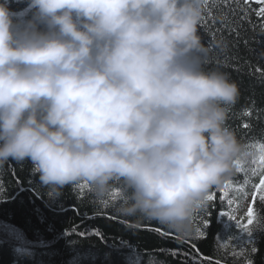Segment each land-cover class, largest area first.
I'll list each match as a JSON object with an SVG mask.
<instances>
[{
	"label": "clouds",
	"instance_id": "9594fccd",
	"mask_svg": "<svg viewBox=\"0 0 264 264\" xmlns=\"http://www.w3.org/2000/svg\"><path fill=\"white\" fill-rule=\"evenodd\" d=\"M0 0V169L29 163L59 197L87 183L115 213L197 233L207 197L247 147L231 130L240 99L209 69L203 0ZM253 231H264V208Z\"/></svg>",
	"mask_w": 264,
	"mask_h": 264
},
{
	"label": "trees",
	"instance_id": "16d2710c",
	"mask_svg": "<svg viewBox=\"0 0 264 264\" xmlns=\"http://www.w3.org/2000/svg\"><path fill=\"white\" fill-rule=\"evenodd\" d=\"M11 7L23 16L26 0H13ZM226 11L214 10L215 24H205L202 18L199 25L209 47L205 67L226 72L238 83L240 99L227 125L256 156L248 146L264 141V75L257 72L264 70V31L254 27L259 23L255 15L248 23L241 22L239 14L235 18L229 14L222 23ZM245 110L252 115L243 116ZM244 122L250 124L248 129L240 127ZM30 168L29 163L13 161L0 169V264H264V231L249 236L236 222H246L242 205L248 195L253 197L256 215L264 208L255 193L258 176H248L245 183L244 174L236 170L225 182H232L229 197L219 198L225 183L214 188L210 193H217V198L208 201L193 221L200 231L180 239L155 221L132 223L118 216L114 205L120 197L119 184L103 202L91 198L85 182L51 198ZM229 199L242 204L238 219L220 214L230 211L234 216ZM203 220L208 221L207 228Z\"/></svg>",
	"mask_w": 264,
	"mask_h": 264
},
{
	"label": "snow or ice",
	"instance_id": "6c2138e0",
	"mask_svg": "<svg viewBox=\"0 0 264 264\" xmlns=\"http://www.w3.org/2000/svg\"><path fill=\"white\" fill-rule=\"evenodd\" d=\"M203 8L205 12L203 21L205 24H208L209 21L212 24H215L216 16L212 14L214 10L223 11L226 8L227 11L224 13L223 20L221 21L222 23L227 20L229 14L234 18L237 16V14H239V20L241 22L248 23H251L250 17L252 15H255L259 23L257 25H254V27H259L262 31H264V0H203ZM232 31H235V29H232ZM236 34L237 36L239 35L238 32ZM257 72H260L261 75H264V70L260 68H257ZM242 115L245 117H250L252 115V111L245 110ZM240 127L242 129H248L250 127V124L248 122H244L242 125H240ZM248 147L254 149L258 153V155L254 156L252 151H247L242 159L236 161V169L238 172L244 174L246 178L245 183H247L248 176L259 177L258 184L255 186V193L258 195L260 201H264V141L257 140L251 142ZM231 187V181L224 184L222 195H220L219 197L221 201H224L229 197V190ZM240 187H243V185H241ZM84 190V186L81 185L80 191L83 192ZM216 198L217 193L212 192L208 195L207 200L214 201ZM253 202H255V197ZM228 203L229 205H231V199L228 200ZM220 214L227 215L230 219L233 220L236 219L230 211L221 212ZM194 219H196V217H194ZM236 222L238 228L242 232L247 233L249 236H251L253 232L252 226L256 222V213L254 211V208H248L246 222ZM202 225L204 228H207L208 221L203 220ZM197 230L200 231L199 228ZM200 234L203 235V232H201ZM249 243H251V241ZM216 264H219V261H217Z\"/></svg>",
	"mask_w": 264,
	"mask_h": 264
},
{
	"label": "rangeland",
	"instance_id": "374dc122",
	"mask_svg": "<svg viewBox=\"0 0 264 264\" xmlns=\"http://www.w3.org/2000/svg\"><path fill=\"white\" fill-rule=\"evenodd\" d=\"M252 200H253V197H252L251 194L247 196V198H246V202H244L243 205H242V204H239L237 200H234V199L231 200V201L233 202V205H234V208H235V214H234V217H235L236 219H238L239 216H240V211H241V210H240L239 206L242 205V206L245 207V206H247L248 204H250V203L252 202Z\"/></svg>",
	"mask_w": 264,
	"mask_h": 264
}]
</instances>
